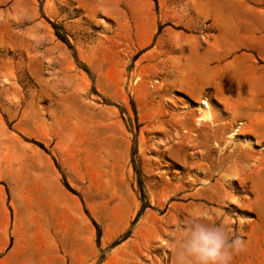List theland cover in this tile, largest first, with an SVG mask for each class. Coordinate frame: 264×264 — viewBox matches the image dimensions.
I'll use <instances>...</instances> for the list:
<instances>
[{
  "label": "rangeland",
  "instance_id": "obj_1",
  "mask_svg": "<svg viewBox=\"0 0 264 264\" xmlns=\"http://www.w3.org/2000/svg\"><path fill=\"white\" fill-rule=\"evenodd\" d=\"M262 16L264 0H0V253L178 264L195 217L240 236L231 264H264L262 108H225L243 80L262 106Z\"/></svg>",
  "mask_w": 264,
  "mask_h": 264
},
{
  "label": "clouds",
  "instance_id": "obj_2",
  "mask_svg": "<svg viewBox=\"0 0 264 264\" xmlns=\"http://www.w3.org/2000/svg\"><path fill=\"white\" fill-rule=\"evenodd\" d=\"M244 247L236 232L192 218L179 243L178 264H231Z\"/></svg>",
  "mask_w": 264,
  "mask_h": 264
},
{
  "label": "bare ground",
  "instance_id": "obj_3",
  "mask_svg": "<svg viewBox=\"0 0 264 264\" xmlns=\"http://www.w3.org/2000/svg\"><path fill=\"white\" fill-rule=\"evenodd\" d=\"M214 59H215L214 55L211 54L203 62H200V63L197 61L195 62L194 60H191V63L186 64V66L184 68H181L180 66L176 67V74H177L176 76H180V74L182 72L184 74H187L189 77H193V78H196L198 76L204 77L203 74L206 72L203 70V68H205V66L207 67L209 60H214ZM181 78H182V76H181ZM211 78L213 81L212 76H211ZM211 78H209V80H207V81L209 82ZM212 81H210V82H212ZM224 82L225 81H223V84H224ZM185 83H186V81H185ZM185 85H187V83ZM233 86L236 88L237 91L240 92V95L237 97V100L233 104H229V102H226L225 108L227 109V111H230V113H233V114H237L239 117V115L243 116V115H246L248 112L251 113L252 112L251 110L253 108H257L258 110H260V108H262V106L255 107L253 105L252 100L249 101V103H248V102H246V99H244V94H246L245 92L257 91L255 89L257 86L255 80L249 81V82H247L246 80L235 81L233 83ZM254 98L256 99V97H254ZM195 111L197 114V116H196L197 124L198 123L201 124L202 122H204V123L206 122L210 125L214 124L213 119H212V113L209 109L208 103L205 100H201V102L199 103V106H197ZM235 135H237V129L234 128L227 135V143L235 146L236 145V142L234 140ZM250 147L251 146L247 147V145H245L244 143H242L240 145L241 149L249 150ZM259 172H261V170H259Z\"/></svg>",
  "mask_w": 264,
  "mask_h": 264
},
{
  "label": "crops",
  "instance_id": "obj_4",
  "mask_svg": "<svg viewBox=\"0 0 264 264\" xmlns=\"http://www.w3.org/2000/svg\"><path fill=\"white\" fill-rule=\"evenodd\" d=\"M262 54L264 55V16H262ZM262 144L264 145V62L262 63ZM51 182L50 198L52 200L53 189L57 190V181H53V172L51 178L42 181V186H47ZM54 183V185H53ZM65 256L58 250L45 249L37 254L31 252H20L16 249H7L0 253V264H67Z\"/></svg>",
  "mask_w": 264,
  "mask_h": 264
}]
</instances>
